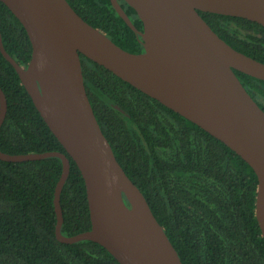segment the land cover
<instances>
[{"label":"trees","instance_id":"16d2710c","mask_svg":"<svg viewBox=\"0 0 264 264\" xmlns=\"http://www.w3.org/2000/svg\"><path fill=\"white\" fill-rule=\"evenodd\" d=\"M127 16L135 15L118 0ZM89 25L130 53L143 51L139 37L110 0H67ZM235 50L264 63V27L250 20L199 11ZM5 51L25 66L28 35L0 1ZM86 93L114 156L140 189L183 264H264V237L255 217L257 177L234 151L208 132L80 54ZM264 110V81L234 70ZM0 89L7 109L0 151L61 152L70 161L60 193L61 232L90 229L86 189L76 163L35 108L14 67L0 52ZM62 173L57 157L0 160V264H119L100 244L62 243L55 236L54 193Z\"/></svg>","mask_w":264,"mask_h":264},{"label":"water","instance_id":"95a60500","mask_svg":"<svg viewBox=\"0 0 264 264\" xmlns=\"http://www.w3.org/2000/svg\"><path fill=\"white\" fill-rule=\"evenodd\" d=\"M24 27L31 57L21 66L4 49L35 108L76 163L86 189L91 227L63 235L60 193L70 161L61 152L11 155L23 162L57 157L55 236L90 240L119 264H183L140 189L116 160L88 99L80 54L193 122L239 155L257 177L255 217L264 237V110L234 70L264 81V63L222 40L199 11L241 17L264 27V0H123L142 22L144 50L130 53L89 25L67 0H0ZM135 30L118 0H110ZM7 102L0 89V125Z\"/></svg>","mask_w":264,"mask_h":264},{"label":"flooded vegetation","instance_id":"af4514ba","mask_svg":"<svg viewBox=\"0 0 264 264\" xmlns=\"http://www.w3.org/2000/svg\"><path fill=\"white\" fill-rule=\"evenodd\" d=\"M128 18H129V20L131 21V23L134 21V19H135V15H130V16H128ZM133 24V23H132ZM135 33L138 35V37H139V41H140V44H141V47L143 48V42H142V38H141V36L139 35V31H143V26H142V23H141V27L139 28V29H136L135 28ZM143 50H144V48H143Z\"/></svg>","mask_w":264,"mask_h":264}]
</instances>
